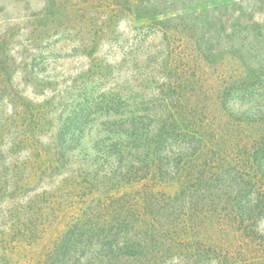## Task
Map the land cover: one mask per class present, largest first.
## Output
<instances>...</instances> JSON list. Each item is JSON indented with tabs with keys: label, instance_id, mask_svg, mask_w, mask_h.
I'll use <instances>...</instances> for the list:
<instances>
[{
	"label": "rangeland",
	"instance_id": "obj_1",
	"mask_svg": "<svg viewBox=\"0 0 264 264\" xmlns=\"http://www.w3.org/2000/svg\"><path fill=\"white\" fill-rule=\"evenodd\" d=\"M48 1L0 0L7 264H105L108 248L115 256L125 244L144 254L153 221L162 231L172 227L181 245L164 264H217L238 246L229 218L239 183L233 168H243L235 161L264 133V74L247 79L232 33L238 23L264 25V0L253 13L244 9L249 0H184L187 12L173 0H54L48 12ZM213 17L220 23L207 26ZM159 132L166 134L160 158L146 159ZM194 132L199 141L188 139ZM200 167L208 183L197 191ZM178 191L185 195L165 203ZM16 219L27 223L25 237L15 238ZM69 228L88 242L78 240L64 260L55 249ZM252 231L245 263L264 264V216ZM187 242L201 252L185 250Z\"/></svg>",
	"mask_w": 264,
	"mask_h": 264
},
{
	"label": "trees",
	"instance_id": "obj_2",
	"mask_svg": "<svg viewBox=\"0 0 264 264\" xmlns=\"http://www.w3.org/2000/svg\"><path fill=\"white\" fill-rule=\"evenodd\" d=\"M142 1L143 0H138V3L141 4ZM173 1L174 3L177 4L175 0ZM255 1L257 0H249V2H247L248 4L245 6L244 9L248 10L249 7H251L250 10L253 13L255 11L254 10L255 5H256ZM54 3H55L54 0L48 1V5H49V7L47 8L48 12L51 7H55ZM180 3H181L180 6H182L181 8H179L178 5L174 4V6H177L178 8L176 9L177 11L181 9L182 12H187L188 9H190L188 4L184 0H181ZM178 4H179V1H178ZM242 15L245 16L244 13ZM219 18L220 17H213L211 22L207 23V26H210V27L218 26L221 20ZM250 18L252 19V15L250 16ZM205 22L206 21H202V24H205ZM196 27L197 25L194 23V25H192V28H196ZM234 28H235V31L232 33V37L234 40L230 48L232 51L234 50V55H237L238 58L242 61L244 73L246 74L247 79L250 80L252 78H255V76L258 73L264 74V25L258 24V23H250V24L238 23L236 24ZM8 70L11 73L9 67H8ZM8 74L9 73L7 71V75ZM234 93H236V91L234 90L230 91V95ZM181 100L182 99L178 97L175 103L172 105L173 108H176L177 106H179V104L182 103ZM181 118L183 120H186V116H182V114H181ZM237 121H238L237 124H240L241 121L240 120H237ZM189 124L192 125L190 122ZM190 125H189V128H191L190 130H192L193 127H191ZM174 127H177L176 124ZM174 129L172 131H174ZM167 133L169 134V131ZM165 135H166L165 133L159 132L157 133V135L153 137V141L149 142V146L146 149V157H145L146 159L149 158L151 152H152L153 157L156 158V160L157 158L158 159L160 158L159 147L162 144L160 137L165 136ZM196 135L197 133L194 132V133H191L190 135L193 137H189V138L187 137V138L192 139V140L197 138V141H199L200 138H198ZM70 136H72V138L77 137V130L75 128L71 132ZM29 138L30 137H26V141ZM135 141L136 139H133L131 140V143H134ZM112 148L114 149V147ZM244 148L245 150L243 152L244 154L242 153L243 154L242 161L241 159H238L237 161H235L237 163H240L241 164L240 167H243V168H240V169L233 168V171H235L238 177L237 179L239 183L237 184L238 185L237 195L234 197L231 203L232 204L231 210L229 212V218L231 219L230 221L235 223L236 225V232L234 234L236 237L235 239L238 241V246L234 249H230L226 251L227 252L226 254L221 253L220 256L217 258V264H246L247 263V262L245 263V259L243 257L244 251H242V246H245L244 243L246 240H248L249 238L252 239L254 237V235H251V234H255L253 233L252 230L253 228H255L256 220L264 216V133L259 135L258 138L251 141V144L245 146ZM69 149L70 148L68 147V148H64L63 150L68 152ZM198 150H199V147L195 148L192 153L185 154L184 155L185 158H191L193 156H196ZM219 154L216 152V155H218V157H219ZM65 155L66 154L63 153L61 156L58 157V160L63 159ZM205 158L207 159V155L204 157V160ZM58 160L57 162L59 163ZM198 169L200 173V180H195V182H197V183H194L195 184L194 187L196 190L197 189L200 190L202 181H205L204 179L205 176L201 179V176L204 174L205 170L202 169L201 167ZM34 171L36 173L39 172L38 169ZM206 183L208 182L205 181V184ZM242 187L243 189L246 188L245 192H243L244 190L242 191L239 190ZM248 191H251V195H254V205L251 207H248V203L250 202L249 201L250 193ZM184 195H185V191H178L172 198H166V197H162V198L165 200V203L169 201V204H170L171 202L175 203L178 199H181V197H183ZM192 195H197V193L194 192ZM146 196L147 195L145 194H141V196H139V200L142 206H144L143 209H141L142 214H145V215L148 210V208H145V207L149 203V200L147 199ZM158 202L162 203L160 200H158ZM111 203L112 205L114 204V202H111ZM121 203L124 208L127 202L120 201V204ZM167 207H169V205H167ZM121 213H124L125 215L127 214L126 217L129 216L128 215L129 212L125 213V211H121ZM121 217H123V215H121L120 218ZM139 219H140V216L138 217V219H136V222ZM16 220H17L18 226L15 227V230H14L15 233H13L15 235V238H17V236L25 237L27 235V232H29L27 223H25V221H23L24 223L23 222L20 223L19 219H16ZM142 226L143 227L146 226V223L142 222ZM148 228H149L150 233L153 234V238L151 242L149 243V247L147 248L144 254L141 251L135 252V247H136L135 244H133L132 247L128 246V244H125L126 246L120 249L117 253H115V256H111V251L109 247L108 252L105 255V259H106L105 264H164L163 259H166V257L170 253L177 250L176 248H179L181 245L180 243H177V240L174 238L175 236L172 233L173 231H171L172 227L170 228V231H162V229L159 226H157L153 221L151 225L148 226ZM13 234L12 236H14ZM87 239L88 238H86V235L85 237L84 235H81V234L76 235L75 229L73 230V228L72 229L69 228L67 232H65V234L62 235L61 238L57 241L55 251L58 252L60 257L63 256V259L65 260V258L67 257L65 255L67 253L69 254L73 252L74 248H76V246L79 245V243H76L78 240L79 242L84 240V242L87 243L88 242ZM137 246L141 249V246L139 245ZM183 246H185V250H187L188 252L192 250H194L196 253L201 252L199 251L201 249H195V247H192L190 243L188 242L187 244ZM4 251H5L4 239L2 238V235L0 233V264H7L5 256H4L5 254ZM198 256H199V259L205 257L203 255H198ZM230 256H232V261H228V257L230 258Z\"/></svg>",
	"mask_w": 264,
	"mask_h": 264
}]
</instances>
